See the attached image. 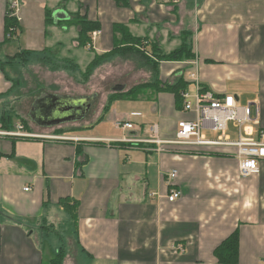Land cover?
<instances>
[{
  "label": "crops",
  "instance_id": "0c3cea01",
  "mask_svg": "<svg viewBox=\"0 0 264 264\" xmlns=\"http://www.w3.org/2000/svg\"><path fill=\"white\" fill-rule=\"evenodd\" d=\"M8 1L0 0L2 61L35 50L30 38L25 46L9 42ZM20 8L16 34L42 21L45 43L35 59L26 53L0 69V131L22 122L35 135H0V264H50L61 249L62 264H223L214 251L237 229L235 264H264V160L243 178L235 146L167 143L178 121L195 115L163 88L183 77L196 95L189 77L196 72L205 90L233 94L239 108L251 104L253 118L260 108L251 137L261 140L264 0H27ZM73 14L100 23L87 46L80 27L67 23ZM126 32L144 44L102 56L126 47ZM184 35L192 58H159ZM143 84L105 109L111 95ZM58 99L89 103L91 117L47 123L44 113ZM226 133L239 138L234 122ZM173 190L181 197L169 201ZM67 197L77 202L75 215L61 204Z\"/></svg>",
  "mask_w": 264,
  "mask_h": 264
},
{
  "label": "built area",
  "instance_id": "2783aa9c",
  "mask_svg": "<svg viewBox=\"0 0 264 264\" xmlns=\"http://www.w3.org/2000/svg\"><path fill=\"white\" fill-rule=\"evenodd\" d=\"M9 16L17 18L19 15V7L21 0H9ZM17 27H12L9 38H12ZM100 34L99 30L92 33L93 39ZM197 85L196 95H191L188 91L182 93L185 111L193 112L194 119H182L177 123L176 137L174 140L166 141L170 144H185V145H229L236 147V158L239 162V174L241 177H249L260 171V163L264 160V132L261 133V140L251 137L253 124H259L260 108L257 107L256 118L252 117V105L248 104L244 108H239L237 99L233 94L216 95L211 90H205L201 80L196 72H192L189 76ZM234 122L239 128V138L232 140L226 133L228 124ZM118 127L132 128L133 124L127 121L117 122ZM153 131L158 132V126H154ZM208 129L218 133L216 139H209L203 130ZM244 130V133H243ZM0 135L18 136V137H33L34 134L28 132L22 122H18L14 130L0 131ZM59 139H67L66 136H55ZM132 141H138L132 139ZM177 171L170 173L174 178ZM29 190V187L25 188ZM181 197V191L173 190L169 195V201H175ZM181 252L185 251L182 245H177Z\"/></svg>",
  "mask_w": 264,
  "mask_h": 264
},
{
  "label": "trees",
  "instance_id": "16d2710c",
  "mask_svg": "<svg viewBox=\"0 0 264 264\" xmlns=\"http://www.w3.org/2000/svg\"><path fill=\"white\" fill-rule=\"evenodd\" d=\"M49 21H50V18L47 17V22ZM67 23L78 25L80 27L78 40L81 46H87L91 41L90 33L95 30H100L101 28L99 22L91 21L87 19L85 16H81L80 14H73L70 21H68ZM14 26H18L17 20L13 17H7L6 32L10 33V30ZM125 28L126 27L123 25L116 26V29H119V30H125ZM124 37H125L124 42L128 43L126 47H122L120 46L121 43H118L115 45L114 49L110 53L102 55V56H109L112 54L126 55V53H128L129 51L134 50L135 45L144 44L143 39L134 37L131 34L127 33L124 35ZM129 44H131L130 45L131 47L129 46ZM26 53L28 54V52H21V53L16 54L15 56L9 57L5 61L0 60V69L6 72V66L8 64H12L16 59H19L21 61L22 60L26 61V58H27L25 56ZM158 56L160 59H168V60H183V59L192 58L193 57L192 48L190 46V43H188L187 35H184L182 37V43L177 49H175L174 51L168 54H163V55L158 54ZM100 59H101V56L100 55L97 56V58L92 62L91 66L89 67L87 73L88 72L90 73L91 68L94 67L96 63H99ZM156 82H157L156 83L157 86L160 87L161 84L159 80H157ZM188 85H189L188 82H186L183 77H180L176 83L172 85H164L163 88L172 90L175 93L177 97V101L181 107L184 101L182 93L187 89ZM147 87H148L147 84L138 85V86L133 87L130 91L126 93H115L111 95L105 109L107 110L108 108H110L109 106L114 100L119 99V98L134 97L142 89L147 88ZM70 130H67V131H70ZM65 131H66L65 129H60L57 132L62 134ZM60 201H61V204L64 205L67 211H69L72 215H75L76 213L75 204H77V202H75L74 204H71L69 197L62 198ZM239 247H240V232L237 229L229 237H227L215 249L214 252L220 263L235 264L238 262V259H239ZM63 259H64V252H63V249H61L51 258L50 264H62Z\"/></svg>",
  "mask_w": 264,
  "mask_h": 264
},
{
  "label": "water",
  "instance_id": "95a60500",
  "mask_svg": "<svg viewBox=\"0 0 264 264\" xmlns=\"http://www.w3.org/2000/svg\"><path fill=\"white\" fill-rule=\"evenodd\" d=\"M90 108V104L84 101L55 100L52 101L50 112L44 113L46 122L61 123L64 121L75 120L84 117Z\"/></svg>",
  "mask_w": 264,
  "mask_h": 264
},
{
  "label": "rangeland",
  "instance_id": "374dc122",
  "mask_svg": "<svg viewBox=\"0 0 264 264\" xmlns=\"http://www.w3.org/2000/svg\"><path fill=\"white\" fill-rule=\"evenodd\" d=\"M24 1H27V0H21V5H23V3H24ZM21 7V6H20ZM19 7V9H21ZM23 14L21 13V16H22ZM33 24H34V26H35V29H37L35 32H30L29 31V29H28V31H27V28L25 29V32L24 33H22L23 31H21V26L20 27H18V34H16V32L13 34V36H12V38H10L9 39V42L10 43H13L14 45H16V46H20V43L22 42L23 44H22V46H25L26 44H27V41H28V39L30 38L32 41H31V46L33 47V48H35V50H33V51H31V52H29L28 53V55H31L32 57H31V60H33V59H35V57H36V54H37V52H38V47L40 46V44H42V43H45V40H44V34H43V32H42V27H43V29H45V23H43L42 21H40V22H37V21H34L33 22ZM15 51H12V53H14ZM101 88V87H100ZM110 88H112V87H108L107 89H110ZM100 97V96H99ZM100 106V105H99ZM96 107V106H95ZM94 110V109H93ZM91 115H92V113H90V114H88V116H84V117H81V118H78V120L79 119H85V118H89V117H91ZM108 130L109 129V126L108 127H103L102 128V130ZM216 134H218V133H216ZM217 135H209V137L211 138H215ZM62 231V230H61ZM47 264H49V263H47Z\"/></svg>",
  "mask_w": 264,
  "mask_h": 264
},
{
  "label": "flooded vegetation",
  "instance_id": "af4514ba",
  "mask_svg": "<svg viewBox=\"0 0 264 264\" xmlns=\"http://www.w3.org/2000/svg\"><path fill=\"white\" fill-rule=\"evenodd\" d=\"M51 106H52V105H51ZM51 106H50V107H51ZM50 107H49V108H50ZM49 108H47L46 112H50Z\"/></svg>",
  "mask_w": 264,
  "mask_h": 264
}]
</instances>
